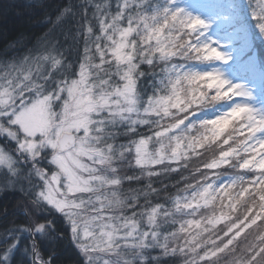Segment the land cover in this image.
<instances>
[{
	"label": "snow or ice",
	"instance_id": "6c2138e0",
	"mask_svg": "<svg viewBox=\"0 0 264 264\" xmlns=\"http://www.w3.org/2000/svg\"><path fill=\"white\" fill-rule=\"evenodd\" d=\"M149 2L67 0L39 46L0 62V139L10 146L0 147V178L4 190L19 191L24 198V221L6 219L0 226V264H56L50 246L64 241L77 251L78 264H167V257H179L181 264H264V164L240 167L250 175L227 183L218 182L220 168L203 154L197 153L200 164L190 169V156L197 145L204 147L198 141L205 136L191 133L205 129V120L197 127L191 123L194 109L191 115L169 109L179 79L174 66L161 69L167 82L161 76L151 95L137 88L147 75L140 65H154V52H161L160 61L169 60L162 54V22L168 24L170 48L179 47L173 31L191 37L205 26L179 9L149 13ZM255 18L264 31V11ZM185 26L191 31L185 32ZM153 39L155 46L149 43ZM194 44L183 43L179 50L199 56L200 46ZM201 51L207 52L203 59H224L210 45ZM225 83L221 80L220 86ZM165 118L169 122L162 123ZM140 126L151 134L139 133ZM235 131L222 143L232 146ZM224 133L214 140L208 134L209 148ZM182 141L191 152L181 150ZM150 144L158 147L150 149ZM259 144L243 145L256 161L264 160ZM133 162L139 174H119ZM172 176L179 179L159 189L153 186V177ZM142 179L147 183L121 194L124 180ZM161 192L163 202L153 203L150 198ZM225 200L230 212L224 211ZM216 202L219 217L215 209L201 213ZM53 211L63 220V235ZM198 213L200 219H195ZM3 215L7 218L6 210ZM245 229L249 231L238 242Z\"/></svg>",
	"mask_w": 264,
	"mask_h": 264
},
{
	"label": "trees",
	"instance_id": "16d2710c",
	"mask_svg": "<svg viewBox=\"0 0 264 264\" xmlns=\"http://www.w3.org/2000/svg\"><path fill=\"white\" fill-rule=\"evenodd\" d=\"M112 2L114 5L115 0H112ZM66 3L67 0H40L35 3H29L26 0H0V61L8 60L18 53L27 52V50L31 49L41 37L50 33L55 28L56 18L62 10L63 5ZM261 5V0H233V25L229 30L235 32L238 41H244L243 44L246 45V49L243 50V55L239 57V61H243L244 64L248 66H244L243 72L245 75H241L250 78H254L255 75H257L260 80L259 92L264 98V36L262 34L260 35V20L255 18L263 11ZM184 31L188 32L191 30L184 28ZM160 36L161 39L164 40V43L161 45L163 49L162 54L168 57L169 60L167 63L160 61L158 57L161 55V52H154V65H140V71L146 72L147 75L137 81V88L144 89L147 95H151L153 91L151 86L153 83L158 84L161 76H164L165 82H167V78L165 74L161 72V69L173 65V75L179 79L177 87L172 95L170 87L168 89L169 95H171L169 97V109H171L172 112H176L177 110L178 112H189V115H191L190 109H194L197 114L192 119L191 123L197 124V127H199L198 122L205 120V129L209 130V133H207L205 129L200 128L192 130V135H198V133L201 132L204 133L205 136L198 141V143H204V147L197 145L195 152L190 156V169L200 164L201 157L197 155V153H200L203 154L205 160L211 161L212 166L220 168L218 182H234L240 174L250 175V173H246V170L239 168L243 166L259 168L257 164L258 161L255 160V155L248 157L243 147L248 141H251L252 144L257 143L251 140L253 129L247 127L248 124L244 116L239 119H233L227 126L218 128L216 123L212 122L210 119L217 116L222 109L229 105L230 98L222 96L218 88L210 86L205 80H194L184 73L185 69L205 68L207 63H209L206 59H203L202 52L199 49L197 50L200 52L199 56L195 53L191 55L181 53L179 50L180 47H183V43H189L191 40L196 43L199 33L195 31L190 37L184 36L183 32L173 31L171 33V36L174 37L173 42L179 44V47L170 48L168 47L169 41L166 39L169 36L168 24L162 22ZM181 37H183V39H181ZM149 43L155 46L156 40L153 39L149 41ZM248 57L251 58L250 64L249 61L246 60ZM157 94L163 93L158 91ZM216 97H219V100H216ZM241 120L245 121V123L240 124L239 121ZM167 122H169L168 118L162 121V123ZM186 122L187 121H185V123ZM179 123H183V121L181 120ZM233 128H235L236 131L230 138L234 143L230 140L229 144L233 143V145L229 147V145L223 144L222 141ZM239 128L245 129L240 133ZM218 129L221 131H217ZM161 130L163 131V129ZM223 130H225L224 135L221 136L219 141L212 142L209 148L208 134H212V139L214 140L222 134ZM138 132L145 135L151 134L147 126H140ZM133 138L138 139L139 136ZM121 140L126 141L127 137H122ZM259 142V147H264V140H259ZM183 145L184 142L182 141V151L191 152L190 149H185ZM0 147H4L6 150L10 148L3 139H0ZM149 147L151 149L158 147V145L150 144ZM219 147H223L225 150ZM249 149H251V145H249ZM252 151L258 155L257 150ZM229 158H231L230 165H224L229 164ZM250 160L254 161V163H249ZM240 162H243V164ZM119 174L122 176L139 174V169L134 166L133 162L131 167H121L119 169ZM187 174L188 173L185 172V175ZM178 179V176L167 178L160 177L159 179L153 177L152 181L153 186L159 189L163 187L164 184L171 185ZM145 183H147V181L143 179L139 182L124 180L120 187L121 194L127 195L130 189L139 188ZM169 192L174 195L175 189L170 188ZM164 195L165 193L161 192L159 198L153 196L150 199L153 203H155L157 199L163 202L162 198ZM141 203H143V198H141ZM227 203L228 201L225 200L224 211L230 212L227 208ZM23 204L24 198L19 191L0 189V226L4 224L6 219L7 221L22 223L24 221V217L21 214ZM213 209H215L216 216L219 217L220 209L218 207V202L210 204L208 208H202L201 213L211 214ZM5 210L8 213L7 218L3 215ZM52 215L57 219V228L61 230V235H63L64 224L62 218L54 211ZM185 219H192V217H185ZM195 219H200L199 213ZM257 223L259 224L260 222L257 221ZM177 227H179V224H177ZM217 227H223V223L217 225ZM192 230L195 231L196 229L193 228ZM248 231V229H245L244 232H241L240 236L237 237V241H243ZM50 247H54L55 249L56 264H78V253L67 241L56 243ZM156 254L157 252H153V255ZM165 260L167 264H181V258L179 257H167Z\"/></svg>",
	"mask_w": 264,
	"mask_h": 264
},
{
	"label": "rangeland",
	"instance_id": "374dc122",
	"mask_svg": "<svg viewBox=\"0 0 264 264\" xmlns=\"http://www.w3.org/2000/svg\"><path fill=\"white\" fill-rule=\"evenodd\" d=\"M26 1L35 3L40 0ZM261 3V9L264 11V0H261ZM232 6L233 0H150L147 11L155 14L164 9H168L169 12H175L179 9L182 10V16L198 18L204 22L205 26L197 27L195 30L199 33L195 44L200 46L199 50L204 45H210L211 48L219 51L224 59L210 57L206 59L209 63L205 68L185 69L184 73L194 80H205L210 86L218 88L222 96L230 98L229 105L222 109L217 116L210 119L212 122H214L213 119L220 121L219 124L216 123L218 128L227 126L233 119L244 116L247 124H251L250 128L253 129L251 140L257 142L264 140V98L259 92L260 80L257 75L254 78L241 75H245L244 66H248L243 61H239L246 45L243 44L244 41H238L235 32L229 30L233 25ZM184 28L189 29L186 26ZM261 34L264 36V31L261 30ZM44 37H41L33 47L39 46ZM195 44L194 47H196ZM201 52L202 56L207 54L206 51ZM25 54L26 52L15 54L8 60L19 58ZM246 60L250 64L251 58L248 57ZM221 80L226 82L222 87L220 86ZM237 108H240L241 111L232 115ZM223 114L230 118L224 120L221 117ZM257 164L259 166L264 164V160L258 161ZM2 171L3 169L0 168V173ZM3 183L2 178H0V189H3Z\"/></svg>",
	"mask_w": 264,
	"mask_h": 264
}]
</instances>
